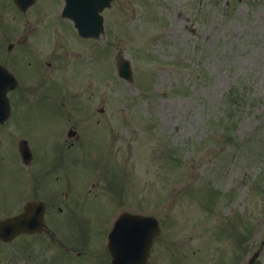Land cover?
<instances>
[{"label":"rangeland","instance_id":"1","mask_svg":"<svg viewBox=\"0 0 264 264\" xmlns=\"http://www.w3.org/2000/svg\"><path fill=\"white\" fill-rule=\"evenodd\" d=\"M63 7L0 0V49L15 24L22 48L3 60L15 68L37 36L42 62L30 53L13 69L12 109L22 95L26 107L0 126V200L14 195L11 143L30 137L56 180L62 132L78 125L84 136L63 161L75 197L56 199L64 186L47 179L53 242L0 246V264H110L106 236L121 211L160 220L152 264H249L256 251L264 264V0H115L99 39L79 36ZM50 56L61 60L51 88Z\"/></svg>","mask_w":264,"mask_h":264},{"label":"flooded vegetation","instance_id":"2","mask_svg":"<svg viewBox=\"0 0 264 264\" xmlns=\"http://www.w3.org/2000/svg\"><path fill=\"white\" fill-rule=\"evenodd\" d=\"M14 31L16 32V34ZM11 32H12V35L9 36V43L7 44L6 49L5 47H1L0 49V62L7 67H9V65H7L8 58H5V60H3L2 58L4 52H6L7 50V52L12 53L17 49L19 51L22 49L21 47H18V45H20L18 44L20 41L18 42L14 41L21 36L20 30H18L17 24H15L14 28L11 27ZM15 35L16 37H14ZM36 37L37 36L33 37V42L31 43L32 49H30L29 51L26 50L25 53H20V54H16L15 56H12V58H15L17 61L15 62L16 63L15 68L13 67L14 61L11 62L12 69L16 70L17 72L22 71L23 68L25 67L24 59L28 55L30 56V53L34 55V58H32L34 62H31V60H29L28 62L31 63L32 66L35 65L38 70L42 68L40 67L42 66L41 56H39L40 58L37 57L38 55H37L36 46L38 45V43L36 41ZM45 42L47 43L46 40ZM21 44L24 45V43L22 42ZM61 47L62 46L60 44L59 48ZM38 50H39V47H38ZM56 50H57V47L54 48L53 52H55ZM63 58L64 57L62 56V53H61V60ZM50 59L51 60H47L46 63L49 66H52L50 68L51 72H53L54 70L57 71V69L61 66L60 56L59 57L50 56ZM54 64H55V67L53 66ZM10 134L12 133L10 132ZM64 139H67V138H64ZM11 144H12V148L14 152V162L16 163L15 177H13V183H15L14 189H13L14 195L12 197H7L9 203H7L5 200L0 201V220L2 218L10 216L11 214L15 216V215H19L23 213L25 211L26 203L28 201H38V200L45 201V204H46L45 217L50 219L51 210H50V205H49V199L47 198L45 194V189L46 187H51V185L47 182V179L49 178L52 179L53 174L50 172L52 167L48 166L49 164L46 162V154L43 152L44 149L42 148L43 151L37 154L38 153L37 147L35 146L34 142L30 141L29 139V145L32 150V158L30 161L27 162L26 158L23 157L20 151V139L17 143V147H15L13 143ZM67 145L68 147H70L68 143ZM61 157H62V160L64 161L65 155L63 154L62 151H61ZM0 159L3 160L4 156H2ZM59 168H60V172L63 174V177L67 176V173L65 171L66 165L62 163L59 166ZM36 174L38 175L43 174L45 176L44 178L43 177L37 178ZM56 177L58 180L60 179V176L58 174L56 175ZM62 185L64 186V188H61L60 190L56 191V195H57L56 199L63 198L64 200L67 201L70 195V191L67 190V185L65 183H63ZM57 205H58L59 211L63 212V210L65 209L64 206L60 204H57ZM51 222L52 221H50V223ZM50 223H49V226H50ZM52 224H53L52 230L50 229L51 227L50 228L47 227V228H48L49 234L53 236L54 226H57V225H54L53 222ZM108 233H107V236H108ZM23 235H28V234L24 233V234L17 236L16 238L19 239ZM30 236H35V234L33 235L30 234Z\"/></svg>","mask_w":264,"mask_h":264},{"label":"water","instance_id":"3","mask_svg":"<svg viewBox=\"0 0 264 264\" xmlns=\"http://www.w3.org/2000/svg\"><path fill=\"white\" fill-rule=\"evenodd\" d=\"M112 0H66L63 15L74 20L76 27L83 36L89 34L98 35L103 30V17L100 11L109 6ZM22 6L26 5L24 0H17ZM29 2L27 5H29ZM120 75L128 80L133 79L130 62L122 60L119 63ZM16 79L6 69H0V121L8 113V96L10 88L15 87ZM126 215L121 220L126 222ZM126 224V223H125ZM125 224H122L124 226ZM158 226V220L153 216H142L129 213V235L140 236L150 229L153 225ZM152 238V236L150 237ZM143 241L135 238L129 240V255H116L112 248V264H143L146 259V248ZM253 262V260H251Z\"/></svg>","mask_w":264,"mask_h":264}]
</instances>
